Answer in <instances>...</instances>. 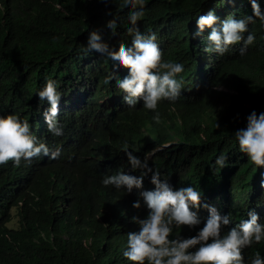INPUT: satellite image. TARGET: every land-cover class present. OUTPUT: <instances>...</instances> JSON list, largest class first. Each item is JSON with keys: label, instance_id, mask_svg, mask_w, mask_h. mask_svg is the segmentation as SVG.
I'll use <instances>...</instances> for the list:
<instances>
[{"label": "trees", "instance_id": "1", "mask_svg": "<svg viewBox=\"0 0 264 264\" xmlns=\"http://www.w3.org/2000/svg\"><path fill=\"white\" fill-rule=\"evenodd\" d=\"M257 2L264 13V0ZM123 4L0 0V95L7 99L5 109H16L12 94L26 98L46 77L65 85L67 95L82 99L90 93L92 102L96 92L116 85L105 83L112 74L110 60L84 49L92 30H99L110 46L132 40L128 16L133 9ZM144 11L140 31L157 34L164 61L185 66L177 76L183 81L181 96L159 103V123L142 100L135 109L101 104L96 111L86 105L65 121L61 116L63 135L55 142L62 145L59 159L0 166V264H131L123 256L127 234L139 231L133 217L147 215L140 191L154 189L151 175L142 189L130 194L109 189L98 179L108 161L114 167L123 156L128 161L125 142L141 160L150 148L172 142L152 155L149 166L174 190L193 186L202 203L210 199L222 216L230 214L224 233L247 219L250 210L264 222V168L250 162L234 137L247 127L253 110L264 113V23L257 19L248 26L256 38L243 56V42L219 55L204 52L211 29L200 33L198 16L213 12L218 18L214 27L220 30L229 16H252L250 0H145ZM113 18L114 31L106 27ZM221 154L227 157L222 169L215 165ZM121 170L140 174L129 163ZM137 199L141 209L132 207ZM201 211L197 228H174L171 238L195 236L208 218L207 210ZM12 216L14 224L7 225ZM257 252L264 258V240L243 250L245 264Z\"/></svg>", "mask_w": 264, "mask_h": 264}, {"label": "clouds", "instance_id": "2", "mask_svg": "<svg viewBox=\"0 0 264 264\" xmlns=\"http://www.w3.org/2000/svg\"><path fill=\"white\" fill-rule=\"evenodd\" d=\"M101 2L107 6L111 0ZM250 2L252 16L238 19L229 16L222 22L220 30L214 27L218 18L213 12L198 16L196 23L199 32L202 33L205 28L211 29L205 53L224 55L230 46L241 42L243 47L240 48V55L246 53L247 47L256 38L249 32L248 26L257 19L264 23V13L257 0ZM123 7L133 9L128 16L131 25L128 32L132 40L124 39L110 46L103 40L99 30H92L88 33L84 49L110 60L112 74L105 78V83L115 81L114 87L96 92L92 102L90 93L85 92L82 99L74 93L67 95L64 92L65 85L46 77L26 98L18 93L12 94L17 104L12 111L5 109L7 99L0 95V166L19 167L59 159L63 154L62 145L55 142L57 137L63 135L61 116L65 121L67 115L76 114L86 105L96 111L101 104L135 109L142 100L143 107L155 113L153 119L159 123V103L162 100L175 102L179 99L183 81L178 80L177 76L185 70L184 64L164 61L157 34L140 31L138 21L145 15V0H124ZM106 14L112 16L111 11ZM106 27L114 31L117 28L116 18L109 20ZM244 33H248L246 38ZM234 137L240 151L250 162L257 169L264 168V113L258 115L253 110L247 116V127L237 130ZM165 143L150 149L158 148L155 151L158 152L172 144L162 147ZM128 148L125 142L123 150L128 161L123 156L116 167L108 161L102 175L98 176L103 186L125 189L130 194L133 189H142L145 178L151 175L150 182L154 189L140 191L147 215L144 219L132 218V222L139 226V231L127 234V249L123 252L126 260L131 264H245L243 250L264 240V222L254 210L248 211L247 219L224 233V227L231 223L230 214L222 216L210 199H206L208 204L202 203L201 193L193 186L174 190L168 180L161 179L159 171L149 166V159L155 152L149 157L146 154L149 149L141 160ZM128 163L133 172L140 170L138 176L131 171L121 170ZM215 165L220 169L226 167L227 157L221 154L215 160ZM261 187L264 188V182ZM141 199L133 203L134 209H141ZM201 207L207 210L208 218L196 235L171 238L174 228L194 229L201 224L198 215L202 212ZM250 264H264V258L257 252Z\"/></svg>", "mask_w": 264, "mask_h": 264}, {"label": "rangeland", "instance_id": "3", "mask_svg": "<svg viewBox=\"0 0 264 264\" xmlns=\"http://www.w3.org/2000/svg\"><path fill=\"white\" fill-rule=\"evenodd\" d=\"M219 89H221V90H223V91H225V89L223 88V87H219ZM169 144H171V142H167V143H165V144H163L162 145V147L164 146V145H169ZM158 148H156V149H150L146 154H148L149 155V157L157 150ZM210 206H213V205H210ZM213 207H215V206H213ZM216 209H217V207H215ZM13 214V213H12ZM221 214V213H220ZM16 220V217H14V216H12V219L10 220V222H8V224L7 225H11V224H14V221Z\"/></svg>", "mask_w": 264, "mask_h": 264}]
</instances>
